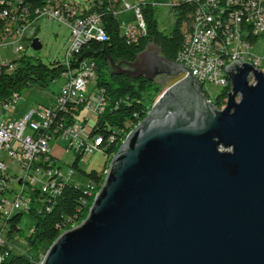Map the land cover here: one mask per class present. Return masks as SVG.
<instances>
[{
  "label": "water",
  "instance_id": "1",
  "mask_svg": "<svg viewBox=\"0 0 264 264\" xmlns=\"http://www.w3.org/2000/svg\"><path fill=\"white\" fill-rule=\"evenodd\" d=\"M103 51L114 72L183 76L127 133L87 217L41 264H264V71L231 62L219 108L154 40L131 61Z\"/></svg>",
  "mask_w": 264,
  "mask_h": 264
},
{
  "label": "built area",
  "instance_id": "2",
  "mask_svg": "<svg viewBox=\"0 0 264 264\" xmlns=\"http://www.w3.org/2000/svg\"><path fill=\"white\" fill-rule=\"evenodd\" d=\"M180 0H173L172 3ZM198 6L190 23L184 26L185 44L178 54L190 73L201 82L210 100L216 104L217 97L229 86L224 72L231 58L250 61L264 71V55L254 50L264 43V0H189ZM126 7H132L126 0ZM120 6V8H121ZM138 21L125 26L123 33L130 38L146 32L139 4L133 5ZM89 5L76 0H51L47 18L57 20L70 28V46L64 62L70 66L73 53L90 39L106 40L108 34L97 11H87ZM119 8V10H120ZM118 10V11H119ZM31 15L27 5L17 0H0V45L16 43L26 38L30 24L39 20ZM33 38L30 43L32 44ZM19 48H24L20 44ZM18 50V49H15ZM5 59L0 63H6ZM15 64L9 67L12 69ZM189 71L185 72L187 75ZM98 64L94 58H85L80 64L62 74L63 84L55 94L51 105L36 103L20 118L0 116V255L2 262L8 260L15 249L19 235L9 237L10 212H29L32 207L31 193L38 190L47 197L55 198L65 181L76 180V170L70 163L63 169L53 154L51 140L66 137L75 153H92L101 148L100 135L92 134L96 120L106 106L105 89L97 83ZM251 81H254L252 77ZM222 88L215 94L213 91ZM231 90V86H230ZM215 96V97H213ZM23 94L15 91L11 98L0 101V112L15 111ZM228 99V95L225 97ZM82 108L86 114L78 119ZM220 108V107H219ZM60 112L73 114V121L57 119ZM63 118V117H62ZM29 128V132H26ZM114 136L110 138L112 140ZM6 157L18 163L21 170L13 176L8 170ZM5 177H12V188H5ZM95 181L87 183L90 191ZM33 228L31 227L30 232Z\"/></svg>",
  "mask_w": 264,
  "mask_h": 264
},
{
  "label": "trees",
  "instance_id": "3",
  "mask_svg": "<svg viewBox=\"0 0 264 264\" xmlns=\"http://www.w3.org/2000/svg\"><path fill=\"white\" fill-rule=\"evenodd\" d=\"M19 1V2H18ZM50 0H17L19 5H27L29 10L41 9ZM123 0H91L87 11H97L104 24L108 38L106 40L90 39L79 50L73 53L71 64L64 60L44 62L39 57L22 55L6 63H0V101H6L18 91L24 94L33 85L48 87L52 81L61 77L65 71L77 67L85 58H94L98 64L97 83L105 89L106 106L93 126L91 133L102 137L101 149L106 151L108 159L103 170L86 168L81 165L83 155L77 152L71 163L76 170L75 181H65L61 191L55 198L35 190L31 193L32 207L29 213L35 218L32 232L25 236L27 253H13L2 264H41L53 241L64 230L81 223L88 215L95 194L101 187L111 159L120 147L127 133L138 124L148 113L151 106L164 90V83L158 77L148 78L146 75L132 76L126 72L111 71L109 54L116 62L121 59L134 60L136 54L144 50L153 40L162 48V53L178 61V54L185 44L184 26L190 23L198 3L196 1L180 0L172 3L171 9L176 16L170 32L160 27L157 4L153 0H141L139 6L145 22L146 32L133 39L123 33L122 22L118 10ZM15 66L10 69L11 64ZM225 83L229 86L223 89L216 99V105L223 108L225 97L230 91L231 82L228 77ZM232 88V86H231ZM63 117V118H62ZM73 121V114L60 112L57 119ZM112 140H110V138ZM10 177H6L9 182ZM95 181L96 191H90L87 183ZM23 212H15L8 220L9 237L21 234L20 223ZM44 250V252H43Z\"/></svg>",
  "mask_w": 264,
  "mask_h": 264
},
{
  "label": "rangeland",
  "instance_id": "4",
  "mask_svg": "<svg viewBox=\"0 0 264 264\" xmlns=\"http://www.w3.org/2000/svg\"><path fill=\"white\" fill-rule=\"evenodd\" d=\"M81 5H89L91 0H76ZM132 7H126L125 3L121 6L120 10L117 12L118 16L122 22V28L125 29L126 25L136 23L138 21L137 15L134 9L135 4L139 3L141 0H126ZM157 4V13L160 21V27L166 32H170L174 26L176 16L171 9L173 0H153ZM122 29V30H123ZM26 38L20 42L9 43L0 45V62L5 59H18L21 55L35 56L39 57L46 63H50L54 60H64L67 54L68 47L70 46V28L58 22L54 19H49L46 17L40 18L37 21L31 23L30 27L26 30ZM39 37L43 43L40 49H36L30 43L31 38ZM20 44L23 45L24 49L19 48ZM18 49V50H15ZM254 50L258 53L264 55V43L259 41ZM183 76V73L178 75H169L166 73H161L157 77L160 82L164 83L165 87H168L174 83L177 79ZM63 84V78L58 77L50 83L48 87L41 86L39 84L33 85L23 94V99L17 105V111H25L30 106H34L36 103H50L57 92L60 91ZM222 88H217L213 92L215 94L219 93ZM207 94V93H206ZM208 99L209 94L207 95ZM215 97V96H213ZM213 102V101H212ZM52 103V102H51ZM51 105V104H50ZM86 114V109L82 108L80 114H78V119H82ZM27 128L26 132H29ZM51 147L53 154H55L63 169L66 170L67 165L72 163L75 159L76 153L74 149L70 148V141L66 137H57L51 140ZM1 156H6L4 152H0ZM113 154L111 155L112 158ZM108 159V154L103 149L99 148L92 153L83 154L81 160V165L90 169L96 168L98 170H103L106 161ZM6 163L8 165V170L10 173L17 176L20 173V166L15 163L10 157H6ZM10 188H12V177H10ZM35 224V218L29 213L24 212L23 219L20 223L21 234H19V239L15 240V249L13 253L26 254L27 244L25 242V236L30 233L32 225ZM44 252V250H43ZM42 256H44L42 254ZM0 264H2V257L0 255Z\"/></svg>",
  "mask_w": 264,
  "mask_h": 264
},
{
  "label": "bare ground",
  "instance_id": "5",
  "mask_svg": "<svg viewBox=\"0 0 264 264\" xmlns=\"http://www.w3.org/2000/svg\"><path fill=\"white\" fill-rule=\"evenodd\" d=\"M19 2V1H18ZM50 3H51V0L49 1V3L47 4V5H45L43 8H41V9H33V10H31V15H38V18H43V17H46L47 18V11L46 10H42V9H49L50 8ZM29 10V9H28ZM235 60H239V58H231V61H229V64L231 63V62H233V61H235ZM226 77H228L229 78V80H230V82H231V78H230V76H229V74H228V72H227V70H225V72H224V81H225V78ZM231 86H232V84H231ZM207 95H208V93H207ZM210 98V97H209ZM210 101H212V100H210ZM227 101V100H226ZM214 102V101H213ZM226 105V104H225ZM224 105V106H225ZM6 178V177H5ZM95 184V183H94ZM94 184H93V186H92V191L94 190V191H96L95 190V188H96V186H94ZM10 178H9V182L8 181H6V179H5V188H10ZM58 192H60V191H55V195L56 194H58ZM15 212H18V211H12V212H10V217L13 215V213H15ZM20 212V211H19ZM24 213V212H23ZM14 252V251H13Z\"/></svg>",
  "mask_w": 264,
  "mask_h": 264
},
{
  "label": "crops",
  "instance_id": "6",
  "mask_svg": "<svg viewBox=\"0 0 264 264\" xmlns=\"http://www.w3.org/2000/svg\"><path fill=\"white\" fill-rule=\"evenodd\" d=\"M31 25V24H30ZM30 27V26H29ZM28 27V28H29ZM24 49V48H23ZM22 56V55H21ZM54 98H55V96L53 97V99H52V103H53V101H54ZM46 103L45 105H50V104H52V103ZM42 104H44V103H42ZM33 106H30L29 108H27L25 111H22V112H18L17 111V107H16V109H15V111L14 112H12V113H10V114H4V113H1L0 112V116H5V117H12V118H20L27 110H29L30 108H32Z\"/></svg>",
  "mask_w": 264,
  "mask_h": 264
}]
</instances>
